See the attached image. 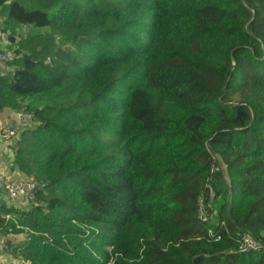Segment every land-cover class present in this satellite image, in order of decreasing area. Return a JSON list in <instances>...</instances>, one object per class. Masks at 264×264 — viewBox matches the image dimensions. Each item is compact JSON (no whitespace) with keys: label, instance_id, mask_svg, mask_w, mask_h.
I'll list each match as a JSON object with an SVG mask.
<instances>
[{"label":"trees","instance_id":"16d2710c","mask_svg":"<svg viewBox=\"0 0 264 264\" xmlns=\"http://www.w3.org/2000/svg\"><path fill=\"white\" fill-rule=\"evenodd\" d=\"M0 17L31 28L0 111L33 114L12 164L45 184L25 211L0 198L19 264H264V0H0Z\"/></svg>","mask_w":264,"mask_h":264},{"label":"built area","instance_id":"2783aa9c","mask_svg":"<svg viewBox=\"0 0 264 264\" xmlns=\"http://www.w3.org/2000/svg\"><path fill=\"white\" fill-rule=\"evenodd\" d=\"M18 57L14 47L0 50V76L6 75L10 70V63ZM33 114L18 113L16 124L0 127V144L6 146L14 156L18 147L20 133L25 129H34ZM45 184L39 183L32 178L21 180L7 179L0 174V189L5 192L12 202L23 199L33 207L37 206L35 196L37 192L44 190ZM202 221H207L205 216H201ZM241 250L248 251L257 248L255 241L248 235L240 238ZM4 241L0 237V253L4 251Z\"/></svg>","mask_w":264,"mask_h":264},{"label":"crops","instance_id":"0c3cea01","mask_svg":"<svg viewBox=\"0 0 264 264\" xmlns=\"http://www.w3.org/2000/svg\"><path fill=\"white\" fill-rule=\"evenodd\" d=\"M4 18L0 17V35H7L2 34L1 28H2V21ZM29 27H23L17 30L16 35ZM31 30V28H30ZM8 36V35H7ZM9 38V37H8ZM7 38V42L10 45H13L9 42ZM14 38V37H13ZM15 39V38H14ZM2 37H0V50L6 49L7 44H1ZM19 40V38H16V41ZM15 43V42H14ZM13 67L10 66V70L7 74H9L12 71ZM6 74V75H7ZM5 76V75H4ZM18 111L15 110H9L4 109L0 111V127L16 124L18 120ZM13 161V155L11 151L4 145L0 144V174L6 177L7 179H13V180H21L25 177L22 176L14 167L12 164ZM0 198H3V202L7 205V208H12L19 211H25L29 207L27 202L23 199H18L15 202H12L8 195L3 192L2 189H0ZM7 218V217H6ZM3 241L10 242L9 247L5 246L4 251L0 253V264H19V261L15 258L14 251L16 248L23 243V236L21 235H5L0 236Z\"/></svg>","mask_w":264,"mask_h":264},{"label":"rangeland","instance_id":"374dc122","mask_svg":"<svg viewBox=\"0 0 264 264\" xmlns=\"http://www.w3.org/2000/svg\"><path fill=\"white\" fill-rule=\"evenodd\" d=\"M28 33H30V28H26L25 30H22L20 31L17 35H15V39H14V42L16 41V38H21V37H24L25 35H27ZM1 34V33H0ZM0 37H2V40H1V44H7V46H9L10 48H12L10 44H8L7 42V38L8 36L7 35H0ZM7 243H10V242H7L6 241V244Z\"/></svg>","mask_w":264,"mask_h":264},{"label":"water","instance_id":"95a60500","mask_svg":"<svg viewBox=\"0 0 264 264\" xmlns=\"http://www.w3.org/2000/svg\"><path fill=\"white\" fill-rule=\"evenodd\" d=\"M8 40H9V42H10L11 44H14V38L9 37ZM15 87H16L17 89L20 88L18 85H15Z\"/></svg>","mask_w":264,"mask_h":264}]
</instances>
